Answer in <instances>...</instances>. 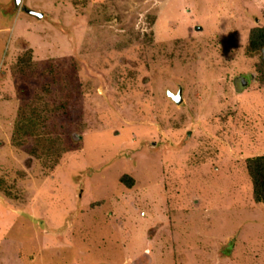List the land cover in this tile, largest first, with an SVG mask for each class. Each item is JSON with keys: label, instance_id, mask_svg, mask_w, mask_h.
Here are the masks:
<instances>
[{"label": "rangeland", "instance_id": "1", "mask_svg": "<svg viewBox=\"0 0 264 264\" xmlns=\"http://www.w3.org/2000/svg\"><path fill=\"white\" fill-rule=\"evenodd\" d=\"M259 25L264 0H0V264H264Z\"/></svg>", "mask_w": 264, "mask_h": 264}, {"label": "trees", "instance_id": "2", "mask_svg": "<svg viewBox=\"0 0 264 264\" xmlns=\"http://www.w3.org/2000/svg\"><path fill=\"white\" fill-rule=\"evenodd\" d=\"M246 51L249 54L258 53L261 59H264V25L250 29ZM262 62V65H264V60ZM260 65L258 71L261 73L263 68ZM246 168L252 182L253 200L257 203H264V154L248 157ZM119 180L127 187H131L133 184V177L129 174H123Z\"/></svg>", "mask_w": 264, "mask_h": 264}, {"label": "water", "instance_id": "3", "mask_svg": "<svg viewBox=\"0 0 264 264\" xmlns=\"http://www.w3.org/2000/svg\"><path fill=\"white\" fill-rule=\"evenodd\" d=\"M18 1L19 0H15V5H18ZM24 10H26L28 13L30 14H33L37 17H41L42 16V13L39 12V11H35V10H32V9H29L27 7H23ZM197 29H201V26H197L196 27ZM167 95L170 97L171 100H173L175 103L177 104H180L181 101L183 100V97H182V87H179L178 90L176 92H172V91H167ZM189 134V132H188Z\"/></svg>", "mask_w": 264, "mask_h": 264}]
</instances>
